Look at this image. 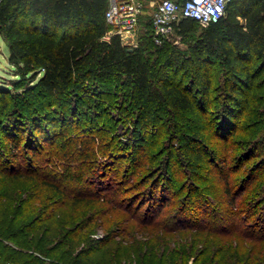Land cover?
Segmentation results:
<instances>
[{"label":"trees","instance_id":"1","mask_svg":"<svg viewBox=\"0 0 264 264\" xmlns=\"http://www.w3.org/2000/svg\"><path fill=\"white\" fill-rule=\"evenodd\" d=\"M108 7L109 0H0L10 62L35 81L24 95L43 103L29 114L23 104L10 108L14 93L0 86V264H264V0H229L225 15L199 33L190 57L174 51L172 38L156 43L151 20L136 47L118 34L106 39ZM196 23L181 17L175 31L188 35ZM189 62L191 82L181 84L170 66ZM217 64L222 101L213 108ZM114 108L126 133L131 123L142 128L111 142L107 158L106 128L70 129L83 122L78 110L92 119ZM177 113L206 122L211 133L203 125L186 131ZM150 114L169 121L179 143L168 148L163 167L154 158L160 151L150 156L146 146ZM179 156L199 182L178 212L163 210ZM126 159L138 165L132 187H144L136 210L129 186L103 182ZM212 180L221 181L222 193L207 189ZM69 203L75 211L59 220ZM99 227L106 234L94 237Z\"/></svg>","mask_w":264,"mask_h":264},{"label":"rangeland","instance_id":"2","mask_svg":"<svg viewBox=\"0 0 264 264\" xmlns=\"http://www.w3.org/2000/svg\"><path fill=\"white\" fill-rule=\"evenodd\" d=\"M158 1L159 0H145L144 13L142 14V17H141L142 22L140 23V26H141L140 30L142 28L143 32L149 28V21L151 20L152 13L154 12ZM207 26L208 25L196 23L195 28L192 31H190L188 35L183 36V35H180L179 33L178 34L175 33L172 37V39H174V42H175L174 51L184 52L187 54V57H190L189 48L196 42L199 33ZM105 38L109 39V37H106V36ZM168 52L169 51H166L164 54L167 55ZM166 55H163L162 57L163 62H165ZM186 65L184 63H181V64H178L177 66L173 64H171L170 66L172 76L176 75L177 82L181 84H188L189 82H191L192 72L186 71V69L192 70L191 69L192 63L189 62ZM214 70H215V75H214L215 92L213 93L212 96L213 98L215 96V98H217V101L216 102L214 101V104H212L213 108H215L216 106H219V104L221 103L222 101L221 91L223 88L222 86L223 85L222 84L223 83L222 66L220 64L214 65ZM34 82L35 81L31 80V77H23L18 74L17 67L14 64H12L9 59V41L7 40L5 35L2 32H0V86H10V88L12 89L14 93L13 94L14 97L12 95H9L10 100H11L10 108H16V107H19L20 104H23L25 111L28 112L29 114L35 106L43 105L41 97H37L36 99L35 98L29 99L27 95H24V90L26 89V87L30 86ZM18 93H22V94L17 95ZM112 99L114 100V103L117 100L116 104L118 105L120 104V101H121L120 97H119V101H118V97L116 98V96L112 97ZM116 104H114V107L117 106ZM54 105L58 106V103H55ZM79 109L81 110L85 109L83 108V104L79 105ZM76 116L77 117L79 116L80 119L83 120V122H80L79 128L71 127L70 132H74L75 134H80V133L87 134L89 132H92V129L103 131V129L106 128L108 136L105 139L106 141L104 145H105L106 151L108 150L107 155L105 156L107 158H109L110 153H111L110 152L111 149L109 148V146H111L110 145L111 142L117 143V142H122L120 140L131 138L132 136L131 134L135 132L134 129L141 131V128H142V125L140 124L131 123L133 125L132 130L130 133H126L127 132L126 130L127 128H125L126 124H123L124 122H122V119H120L121 118L120 113L115 108L112 113L108 111H105V112L103 111L99 114H95L92 119H90L91 118L90 115L79 113V110L76 112ZM148 116L151 120H153V122H151L150 125H148L146 129V132L150 136L148 138L150 139V142L149 143L147 142L146 146L149 149L150 156L160 151L158 154H155L156 156L154 158H156L155 163L157 165L160 164L163 167L165 165V160H166L165 158L167 156L168 148H171L172 146L179 147V143L175 138L172 137V135L174 134L172 133L173 127L169 121L168 122L166 121L164 123L160 121L157 123L153 119V115L150 114ZM174 117L176 118L177 121L181 123L182 128L185 129L186 131H192L193 128L202 126V125L206 127V130L209 129V126L206 124V122L203 121V123L205 124H202L200 121H194L191 117V114L189 113H177V114H174ZM213 118L215 119L216 117H213ZM207 132L211 133V129H209ZM210 136L211 138H213V134H210L209 137ZM132 138L137 139L138 134L136 136L133 135ZM209 140L210 139H208V141ZM211 142L212 144L215 143L213 141ZM102 155L103 154H99V157L100 156L102 157ZM110 158H113V157L110 156ZM257 158L258 156L252 157L251 159L246 158L245 162H248V164H251L253 162H256ZM57 159H58V153L57 154L54 153L53 160H57ZM152 159L153 158L150 157L149 161H151ZM175 160L177 161V162H174L175 166L170 168L171 170L176 169L175 173L172 172V176H174V181L172 182L173 187L171 190L168 191L169 202L166 203V205L163 207L165 209L163 210L169 209L170 211L176 212L180 207H182L185 204L186 197L189 193V190L191 189V186L195 184V182L198 183L199 179L197 178L195 173H192L187 169L186 167L187 165H185L182 159H180V156L177 157ZM125 164L127 166H125ZM113 166L115 170V167L117 168V166L119 165L114 164ZM135 168L137 169L138 165L136 166L135 163L132 164V161H130L129 159H126L124 160L123 166H120L118 171H111L110 169L107 171V174L103 176V182H105L104 180L106 179H108L109 181L111 180L115 182H121L125 186H129V189L130 188L132 189V191H128L126 195H127V198L132 197L129 203L131 204V202L132 203L134 202V204H132L129 207H131L133 210H136L142 204L144 200L142 199L143 197H138L139 196L138 193H140V190L143 191L142 188L144 187L139 188V189L136 187L134 188L132 187V185L134 186V184L136 183V180L139 177V175L132 177V174H133L132 172L133 170H135ZM99 172L101 171L99 170ZM99 172L97 171L96 174H98ZM214 173H216V169H214ZM244 173H245L244 169L234 171L233 176L235 178V183L239 182L240 177ZM101 174H104V173H101ZM99 175L100 174L94 175L90 179L91 180L97 179L100 177ZM205 184H208L207 189L210 190L212 188L214 189L215 193H218V194L222 193L221 181L212 180L211 182L209 181V182H206ZM209 192L207 191L206 194L207 195L210 194ZM56 198L58 197L56 196ZM63 200L64 199H62V201ZM147 205L148 203H144V205H142L141 212L146 208ZM126 207H128V205H126ZM74 208H75V205L73 204L71 205L70 203L67 204L66 206L63 207V209H61L62 212L61 211L58 212L57 218H59V220H64L66 216H68L67 213L71 211H75ZM155 208H159V207H155ZM130 213L131 212H127V215H126L125 213L122 212V215L123 217L124 216L127 217L128 215H130ZM162 216L164 215L161 214L160 217L163 218ZM129 221H131V223L134 222L132 219ZM129 221L128 219L126 220L127 223H129ZM218 223L219 222H216V224ZM105 234H106V231L102 227H99L96 229L95 233H93V236L102 237ZM119 239L120 237H117L113 243L117 242ZM10 244L16 246L18 243L16 240H13V241H10ZM112 250L113 249H111V251ZM105 251H108V249H106ZM111 251H109V254L111 253Z\"/></svg>","mask_w":264,"mask_h":264},{"label":"built area","instance_id":"3","mask_svg":"<svg viewBox=\"0 0 264 264\" xmlns=\"http://www.w3.org/2000/svg\"><path fill=\"white\" fill-rule=\"evenodd\" d=\"M229 0H159L151 16L154 40L161 44L176 33L175 23L181 17H192L203 25L217 22L225 15ZM143 0H109L106 13L109 29L106 37L120 35L130 48L139 45Z\"/></svg>","mask_w":264,"mask_h":264},{"label":"crops","instance_id":"4","mask_svg":"<svg viewBox=\"0 0 264 264\" xmlns=\"http://www.w3.org/2000/svg\"><path fill=\"white\" fill-rule=\"evenodd\" d=\"M144 1V3H145V0H143Z\"/></svg>","mask_w":264,"mask_h":264}]
</instances>
